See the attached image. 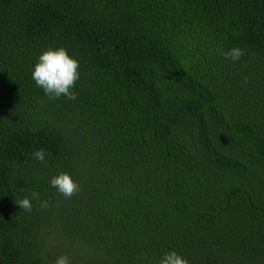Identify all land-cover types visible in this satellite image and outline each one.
Wrapping results in <instances>:
<instances>
[{
	"label": "trees",
	"instance_id": "1",
	"mask_svg": "<svg viewBox=\"0 0 264 264\" xmlns=\"http://www.w3.org/2000/svg\"><path fill=\"white\" fill-rule=\"evenodd\" d=\"M49 48L75 99L31 79ZM167 252L264 264V0H0V264Z\"/></svg>",
	"mask_w": 264,
	"mask_h": 264
},
{
	"label": "clouds",
	"instance_id": "2",
	"mask_svg": "<svg viewBox=\"0 0 264 264\" xmlns=\"http://www.w3.org/2000/svg\"><path fill=\"white\" fill-rule=\"evenodd\" d=\"M241 51L237 48L230 49L225 53L226 58L233 61L238 60ZM78 62L70 57L64 48H49L42 51L32 65L30 76L35 85L41 88L49 98H59L61 95L69 100L75 99V93L70 89L74 82L79 78ZM31 156L37 161L44 160L43 149L35 150ZM50 186L64 196L70 198L79 186L66 173H59L50 178ZM32 200L37 199L36 193H31ZM20 208L25 211L31 210V202L28 197L21 198L17 201ZM42 208L47 206L46 202L40 205ZM54 264H70L67 256H59L55 259ZM159 264H186V261L175 252L165 253L159 260Z\"/></svg>",
	"mask_w": 264,
	"mask_h": 264
}]
</instances>
